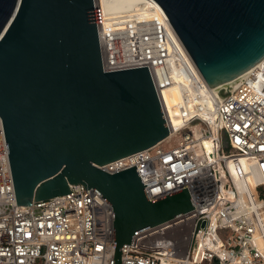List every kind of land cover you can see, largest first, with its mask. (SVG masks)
<instances>
[{"label": "water", "instance_id": "1", "mask_svg": "<svg viewBox=\"0 0 264 264\" xmlns=\"http://www.w3.org/2000/svg\"><path fill=\"white\" fill-rule=\"evenodd\" d=\"M210 89L264 59V0H153ZM0 118L16 205L81 184L113 209L114 261L141 231L193 209L147 199L135 166H97L167 138L147 66L104 72L94 0H0Z\"/></svg>", "mask_w": 264, "mask_h": 264}, {"label": "built area", "instance_id": "2", "mask_svg": "<svg viewBox=\"0 0 264 264\" xmlns=\"http://www.w3.org/2000/svg\"><path fill=\"white\" fill-rule=\"evenodd\" d=\"M94 10L103 71L147 66L169 130L151 148L97 168L135 166L147 199L186 187L193 205L136 233L120 248L121 263L264 264V59L232 88L210 89L155 1L112 17ZM172 88L179 99L168 105ZM230 162L250 182L243 193ZM69 191L16 205L0 118V264H115L111 205L93 188Z\"/></svg>", "mask_w": 264, "mask_h": 264}, {"label": "bare ground", "instance_id": "3", "mask_svg": "<svg viewBox=\"0 0 264 264\" xmlns=\"http://www.w3.org/2000/svg\"><path fill=\"white\" fill-rule=\"evenodd\" d=\"M141 0H94L95 7L97 12L101 15L102 13L105 16L112 17L113 15L121 12L128 11L129 9L133 8L135 4L139 3ZM250 70L243 73L241 76H238L237 78L226 82L224 84H221L218 88L226 86L227 88H232L240 79H242ZM215 88V89H218ZM165 99L168 103V105H172L176 103L179 99V94L176 89L172 88L170 90L164 91ZM239 161V167L240 169L246 170L247 164L246 160L243 156H238ZM228 169L235 181L236 188L240 193H243L245 188V185L250 183L247 179V176H244L240 178L237 174L236 167L232 162L228 164Z\"/></svg>", "mask_w": 264, "mask_h": 264}, {"label": "rangeland", "instance_id": "4", "mask_svg": "<svg viewBox=\"0 0 264 264\" xmlns=\"http://www.w3.org/2000/svg\"><path fill=\"white\" fill-rule=\"evenodd\" d=\"M177 140H178V137H176V138H173V139H171V140H169V141H167L166 143H165V147H167V146H174V145H176V143H177ZM240 156V155H239ZM187 228V227H186Z\"/></svg>", "mask_w": 264, "mask_h": 264}]
</instances>
